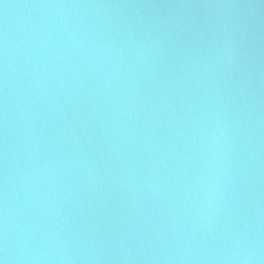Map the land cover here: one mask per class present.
<instances>
[{
  "label": "water",
  "instance_id": "1",
  "mask_svg": "<svg viewBox=\"0 0 264 264\" xmlns=\"http://www.w3.org/2000/svg\"><path fill=\"white\" fill-rule=\"evenodd\" d=\"M3 264H264V0H0Z\"/></svg>",
  "mask_w": 264,
  "mask_h": 264
},
{
  "label": "clouds",
  "instance_id": "2",
  "mask_svg": "<svg viewBox=\"0 0 264 264\" xmlns=\"http://www.w3.org/2000/svg\"><path fill=\"white\" fill-rule=\"evenodd\" d=\"M0 264H3V261H0Z\"/></svg>",
  "mask_w": 264,
  "mask_h": 264
}]
</instances>
